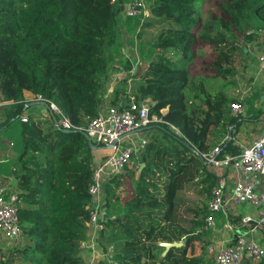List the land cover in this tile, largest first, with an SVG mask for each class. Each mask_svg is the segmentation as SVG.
I'll return each mask as SVG.
<instances>
[{"label":"trees","instance_id":"16d2710c","mask_svg":"<svg viewBox=\"0 0 264 264\" xmlns=\"http://www.w3.org/2000/svg\"><path fill=\"white\" fill-rule=\"evenodd\" d=\"M125 1L119 0V5L112 0H0V103H11L4 110L5 125L18 121L31 104L25 92L54 102L78 128L98 115L102 92L117 62L111 52L119 54L125 44L117 31ZM146 1L152 15L157 13L163 22L174 25L160 31L155 59L151 47L145 51L140 46L148 63L135 72L134 98L151 100V116L176 108L162 116L164 123L151 125L172 142L171 146L152 142L146 147L142 161L147 166L137 180L130 173L126 189L131 194L123 215L108 225V240H118L119 264H203L190 253L203 240L198 232L207 212L199 215V204L182 192L187 186L195 190L196 177L204 171V182L213 183L199 152L214 149L209 140L216 128L232 138L220 145L218 157L240 153L233 138L244 119L232 116L223 94L206 90L203 81L193 83L190 69L196 50L203 46L216 54L203 64L205 74L223 80L235 76L233 64L255 38L247 31L264 28V0H222L208 22L201 12L203 0ZM126 19L137 21L134 29L129 24V31L137 32L139 38L140 20ZM172 50L176 60L166 54ZM129 62L126 70L134 66ZM128 79L124 77L114 88V103L121 101V94L130 100ZM45 125L24 124L23 150L13 162V174L26 244L10 248L0 264H84L79 247L87 238L96 151L83 131L64 133L52 119L46 130ZM106 190L110 207L117 191L112 185ZM180 241L185 245L159 256L166 248L158 243Z\"/></svg>","mask_w":264,"mask_h":264},{"label":"built area","instance_id":"2783aa9c","mask_svg":"<svg viewBox=\"0 0 264 264\" xmlns=\"http://www.w3.org/2000/svg\"><path fill=\"white\" fill-rule=\"evenodd\" d=\"M112 4L121 3L112 0ZM121 8L126 17L140 20V28L152 16L151 5L146 0H128ZM247 35L262 40L263 52L258 59L264 66V28L249 30ZM123 52L125 54L124 49ZM115 65L114 80L102 92L98 115L85 127H76L54 102L43 96L36 95L34 100L48 106L50 115L57 118V128L83 131L102 153L92 166L88 232L79 247L84 264H119L116 247L100 242L108 225L117 219L107 207L106 186L123 175L148 146L149 140L138 135L153 123H164L162 118H157L158 115H150V99L137 102L130 97L129 101L113 102L117 78L129 77L130 83L137 70L135 65L130 70L122 69L119 63ZM122 71L129 73L124 75ZM231 111L234 117H239L243 114V106L233 103ZM21 122H30L26 114L21 117ZM233 141L240 149L238 154L218 157L220 146L199 152L201 160L216 175L201 232L214 234L222 231L229 235L222 239L209 238L206 253L216 264H264V243L253 236L255 231L264 229V190H259L254 181L259 178L264 182V130L249 144H242L234 138ZM241 209H246L247 213H241ZM23 240L18 191H14L9 183L0 182V241L17 246ZM180 243L185 245L184 241Z\"/></svg>","mask_w":264,"mask_h":264},{"label":"crops","instance_id":"0c3cea01","mask_svg":"<svg viewBox=\"0 0 264 264\" xmlns=\"http://www.w3.org/2000/svg\"><path fill=\"white\" fill-rule=\"evenodd\" d=\"M120 18L121 19H120V23H119V26L117 28V31L120 32L121 35H123V37H124L125 34L133 31V30L129 31V24H130V27L133 29V27H135V25L137 24V21L132 20V19H130L129 22L126 21L127 19L124 16V14H122L120 16ZM133 39L134 38L132 36H130V34H128L127 38L124 39L125 45H126V40L129 43V42H132ZM134 43L135 42L133 41V45H134ZM247 45L249 48L245 49V54L243 57H241V60L243 61V67H244L243 71L241 72V75L243 77H244V75L248 76V81L250 83L246 84V87L244 89H241V92L235 97V101H233V103H240L243 106V114L240 115L239 117L243 118L244 121L239 126L237 135L234 137V139L238 140L242 144L251 143L264 130V66L260 64L259 59H258L259 55L263 52V43H262V40L255 37L254 40L252 42H249ZM125 51H127V50H125ZM136 51H137V53L139 52V55H140L139 47H138V49H136ZM121 52L123 54V49H121L119 53H121ZM122 54H121V56H122ZM111 55L113 56L114 61H118V59H119L118 58V52L117 53L111 52ZM128 56L129 57L132 56L131 53H129ZM137 57H139V56H137ZM255 58H257V60ZM144 60H145V58H144ZM131 62L133 63V61H131ZM117 63H119V62H116L115 64H117ZM115 64L113 66H115ZM136 64H138V62H135V64L133 63V65H136ZM111 71H112V69L110 70V72ZM115 72L116 71H113L112 78L107 81V84L105 86L106 89H107V87H109V84H111V81L114 80V73ZM124 77L125 76L121 77L118 80L119 81L123 80ZM119 81H116L115 87L117 86ZM106 89H104V90H106ZM113 92H114V90H113ZM25 99L27 102H29L31 104L26 106L25 112L22 114V116L26 114L28 116V119L30 120V122L36 123L35 117H34L36 115H41V120H43L45 118H48L49 120L52 119V116L50 114H46L42 110H40L38 107H34L32 105V102H34V100H35V95H33L30 92H25ZM9 106H11V103H5V102L0 103V135H1V133H3V131L7 132L11 128H13L12 132L14 133L13 138H5V136H0V182L9 183L14 191H18V189L16 187L17 178L13 174V172L15 171V167L13 165V162L16 160L18 155L23 150V140H22L21 135H22V132L24 129V124L21 122V117H22L21 116L18 121L13 120L9 125H5L6 115H5L4 110H5V108H7ZM157 133L160 134L161 138H162V136L166 137L161 130L158 131L157 129H150V127L148 129H145L138 136L148 139V134H150L151 137L152 136L155 137V136H157ZM227 136H229V134H227ZM159 143L161 144L162 142H159ZM209 143H212L211 139L209 140ZM144 151H143L142 155H140V158H141V161L139 160L140 169L136 172L134 170H132L130 172L126 171L123 175H121L117 178L119 181L117 182L116 186H117V190L119 192V197H120V201L118 202L119 205L116 206L117 207V218H119L123 215V213H121L124 209L123 206L126 203L128 196L131 194V192H129L126 189V186L124 188V185H125L124 182H125L126 178H130V173L133 172L134 174H132V175H134L135 180H137L136 179L137 176L147 166L148 162L142 161V157L144 156ZM101 156H102V153H99L96 150V152H95L96 158L95 159H98ZM209 172L212 173L211 170ZM202 174H203L202 176L196 177L195 182H196L197 186H195L193 188L195 190H192V189L190 190L187 188L188 187L187 186L184 189V191L182 192L183 194H186L188 199H190V201L193 203L196 202V199H193L190 196L192 194H195V193L198 194L197 192H199V190H202L205 186L207 188H209V186H211L209 191H210V194L212 196V190H213V187L215 184V176L216 175L212 173V176L214 177V180L212 183V182H204L207 179L206 178L207 175H205V171L202 172ZM199 179H201V181H199ZM254 181H255V185L258 187L259 190H264V182L262 180L257 178V179H254ZM127 182H129V179ZM199 183H202V184H199ZM108 185L113 186L114 185L113 181L111 183H109ZM107 186H106V189H107ZM120 190H122L123 193ZM124 191L127 193L125 194ZM211 196H210V198H211ZM183 208H185V207H183ZM195 208L196 207L194 206V209ZM207 209H208V202H207ZM205 212H207V210ZM240 212L245 214V213H247V210L241 209ZM200 214H201V211H200ZM198 233L203 234L202 238H203V241H205L204 244H206V245L209 242V238L210 239L211 238L222 239V238H226L229 236L226 232H222V231L215 232L214 234L202 233L201 231ZM104 235H105V233L103 235H101V238H100L101 243H103V241H104V239H103ZM253 236L255 239H258L262 243H264V229H260V230L255 231L253 233ZM162 244H163L162 242L158 243L159 246H162ZM196 244H197V242L195 243V245ZM166 251H167V249H165L161 252L159 251L160 252L159 256L163 257L165 255ZM117 254H118V252H117ZM192 255L193 256L196 255V252L193 251ZM205 256H206L205 257L206 260L204 261L205 264H216L211 258L208 257L206 251H205Z\"/></svg>","mask_w":264,"mask_h":264},{"label":"rangeland","instance_id":"374dc122","mask_svg":"<svg viewBox=\"0 0 264 264\" xmlns=\"http://www.w3.org/2000/svg\"><path fill=\"white\" fill-rule=\"evenodd\" d=\"M222 0H203L202 4H201V12L202 15L204 16V22H208L209 21V17L211 15V13L213 11H216V4L220 3ZM169 25H174L172 22H163V19L159 18L157 13H154L151 18L147 19L140 28V37L136 38V33L132 34L127 33L124 35V39L127 38L128 34H130V36H132L134 39L133 41L135 42L134 45L131 44V42L128 43V41L126 40V45L124 44L123 49L127 50L125 51V54L123 52L118 54V61L121 66L122 69H126V65L127 62L130 63L129 61H133V63L135 64V62H138V64L135 65V70H138V67H142V69H145L148 61H145L141 54L139 55V52L137 53L136 49H138L139 47V51H140V46L142 45L144 50L147 51L148 48L151 47L152 51L155 53L152 58L155 59L157 57V53H159L155 48L154 45L156 43L157 37L160 33V31L163 28H167L169 27ZM134 29V27H133ZM242 47V46H241ZM244 47V46H243ZM246 49L249 48L248 45L245 46ZM244 47V48H245ZM129 53H131L129 59H128V55ZM133 53V54H132ZM122 54V56H121ZM167 56L173 60H176L178 58V55L172 50L166 53ZM139 56V57H137ZM216 54L215 52L208 47H201L198 50H196V57L194 60V63L191 66L190 72H191V80L193 83L198 84L201 81H203L204 83V88L214 94H223L224 97L227 98V102H228V106H231L233 101H235V97L241 92V89H244L246 87V84H249L250 82L248 81V76L244 77L241 75V72L243 71V61L241 60V57H243L244 55L239 56L235 63L233 64L236 74L235 76H229L227 79L223 80V79H214V74L213 73H209V74H205L203 71H205V67L203 66L204 63L208 64V60L210 58L215 57ZM123 57V58H122ZM122 58V59H121ZM121 59V60H120ZM257 60V58H255ZM128 60V61H127ZM132 63V62H131ZM126 64V65H125ZM117 66V65H115ZM123 72V71H122ZM129 73V71H124L123 74L127 75ZM246 73V72H245ZM119 78H117L116 81ZM134 84L135 81L130 80V83L128 82V90H129V96L134 98V92H133V88H134ZM226 86V87H224ZM187 95L190 96V91H187ZM120 100H126L124 98H126L125 95L121 94L120 95ZM135 99V98H134ZM183 107V106H182ZM179 109V108H177ZM176 108H166L164 109L158 116V119H161L162 116L164 115H168L170 113H172L173 111H175ZM174 113V112H173ZM35 117V121L38 125H40V123H45L46 125L44 126V130H46L48 124L50 123V120L48 118H45L43 120H41V115H36ZM12 129H9L7 132L3 131V133H1L0 136H5V138H13L14 133L12 132ZM150 129H157L158 131L160 129H158L157 127H150ZM175 132L178 135H181V133L179 132V130H175ZM228 138H230V136H227V133L224 132L221 128H216L214 130V134L213 137H211V144H214V148L215 147H219L225 140H227ZM148 139H149V143L155 142L158 143L162 142L164 145L166 146H171V140H169L168 138L162 136H160L159 133H157V136L155 137H151L150 134H148ZM171 141V142H170ZM213 149V147H212ZM97 152H100V149H97ZM143 151L133 160V164L131 167H129L126 171H132L134 170L135 172L138 171L140 169L139 166V160L141 161L140 155H142ZM207 172L210 171V169L207 167ZM206 175V174H205ZM139 175L137 176L136 179H138ZM129 178H126L125 180V185L124 188L126 186V184L128 183ZM119 180L116 178L113 180V186L116 188L117 191V195H113L111 197V199L109 200L110 202V207L108 206L109 212L111 215H114L117 217V205H119V203L117 204L115 199L116 197L119 198L120 201V197H119V192L117 190V182ZM199 181H201V179H199ZM205 185V184H204ZM192 189V188H191ZM207 187L205 186L201 192H198V194H192L190 197L193 199H196V203H198L199 205V209L201 211V214L203 215L205 213V211L207 210V202H209L210 200V196L211 194H209V192L206 191ZM122 192V190H120ZM126 191V190H125ZM124 191V192H125ZM123 193V192H122ZM127 192H125L126 194ZM106 194H107V190H106ZM117 198V199H118ZM199 214V215H201ZM110 227L107 228L105 235L103 237L104 241L103 243L106 245L109 244H114L115 247L119 244L118 240H115L113 242H110L108 239H111V231H109ZM118 230V227H117ZM116 232V230H115ZM118 233V232H116ZM205 241L200 240L197 241V244L194 245L193 250L196 252V255H192V249L190 253V257L191 258H200L202 260H206V256H205V251H206V244H204ZM13 246L15 247V245H8V244H2V242L0 241V259L9 254V250H11L13 248ZM11 248V249H10ZM20 262L17 261L16 264H19ZM203 264H205L204 262H202Z\"/></svg>","mask_w":264,"mask_h":264},{"label":"water","instance_id":"95a60500","mask_svg":"<svg viewBox=\"0 0 264 264\" xmlns=\"http://www.w3.org/2000/svg\"><path fill=\"white\" fill-rule=\"evenodd\" d=\"M32 105L34 106V107H38L40 110H42L44 113H46V114H50V112H49V110H48V106L44 103V102H39V101H34V102H32ZM52 116V119H53V121H54V123L57 125L58 124V122H57V118L55 117V116H53V115H51ZM60 129V128H59ZM63 130V129H62ZM63 132L64 133H69V132H72V130H63ZM85 136H86V138L88 139V141H89V145L91 146V148L93 149V150H97V149H99V148H97V146H95L94 144H93V142L90 140V138L85 134ZM16 180V179H15ZM17 181V180H16ZM22 246H25V244H26V241L25 240H23L22 241ZM162 246H164L167 250H169V249H171V248H180V247H182L183 245L181 244V243H179V242H173V243H163L162 244Z\"/></svg>","mask_w":264,"mask_h":264}]
</instances>
